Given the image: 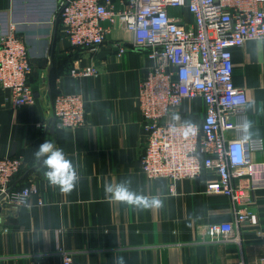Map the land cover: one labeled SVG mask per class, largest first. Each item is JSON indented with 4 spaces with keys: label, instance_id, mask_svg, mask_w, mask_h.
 Wrapping results in <instances>:
<instances>
[{
    "label": "crops",
    "instance_id": "obj_1",
    "mask_svg": "<svg viewBox=\"0 0 264 264\" xmlns=\"http://www.w3.org/2000/svg\"><path fill=\"white\" fill-rule=\"evenodd\" d=\"M61 2L0 0V36L17 24L33 66L35 91L34 103L14 107L9 91L0 89V158L25 159L11 188L31 183L38 188L27 204L0 210V264H62L65 252L80 264H114L117 256L126 264H264V188L256 190L251 207L257 224H240L227 239L211 238L210 224L233 221L235 213L228 196L207 192L210 171L179 180L172 194L168 179H149L141 170L147 135L137 94L139 81L154 63L148 49H132L133 34L119 25L95 51L71 45L62 35ZM119 43L129 47L122 55ZM233 62L234 83L248 97L241 121L252 122L251 137L264 138V38L234 48ZM91 65L98 67L97 74L71 73ZM61 92L84 97V126L58 127L53 103ZM184 108L179 121H202L206 107L201 98L185 102ZM227 136L242 138V133L232 129ZM46 140L62 148L78 168L81 179L69 193L50 186L46 169L38 166L34 154ZM251 158L264 163V149ZM125 178L136 192L160 194L163 207L138 209L107 200L105 182Z\"/></svg>",
    "mask_w": 264,
    "mask_h": 264
},
{
    "label": "built area",
    "instance_id": "obj_2",
    "mask_svg": "<svg viewBox=\"0 0 264 264\" xmlns=\"http://www.w3.org/2000/svg\"><path fill=\"white\" fill-rule=\"evenodd\" d=\"M59 17L62 35L73 46L95 51L119 25L133 34L132 49H148L154 63L139 81L137 94L147 135L142 172L149 179H168L175 194L179 180L210 171L207 192L228 196L235 213L233 221L210 224L213 239L229 238L240 224H257L251 207L256 190L264 188V163L254 162L251 154L264 149V138L241 144L242 138L231 139L227 132L240 130L248 102L245 88L234 83L233 49L264 38V0H62ZM127 50L119 43V55ZM98 72L95 65L71 71L80 77ZM32 73L26 42L13 22L0 36V89L9 91L12 106L34 103ZM195 98L204 101L205 115L200 123L191 122L195 134L185 135V122H174L171 116L184 112L185 102ZM53 109L59 128L76 129L87 122L79 93H59ZM237 144L242 147L239 157L233 152ZM25 164L22 155L0 158L2 209L27 204L38 193L35 183L10 187ZM62 264L80 263L65 252Z\"/></svg>",
    "mask_w": 264,
    "mask_h": 264
},
{
    "label": "clouds",
    "instance_id": "obj_3",
    "mask_svg": "<svg viewBox=\"0 0 264 264\" xmlns=\"http://www.w3.org/2000/svg\"><path fill=\"white\" fill-rule=\"evenodd\" d=\"M171 120L177 122L180 120V116L173 113ZM238 128L242 133V144L252 136V132L250 131L252 122L244 120L238 125ZM175 130V126H173V131ZM195 131L196 126L194 124L185 122V135H194ZM241 144L235 145L233 149L234 155L237 157L240 156L242 151ZM34 155L37 161L41 162L43 168L46 169L44 176L50 186L58 187L63 193H69L75 189L81 177L77 166L66 156L62 148L46 140L39 145ZM131 184L130 178L122 179L119 182L106 181L104 184L105 198L110 202H120L138 209H158L163 207L160 194L149 196L136 192L132 189ZM114 264H126V260L123 256H117L114 258Z\"/></svg>",
    "mask_w": 264,
    "mask_h": 264
},
{
    "label": "water",
    "instance_id": "obj_4",
    "mask_svg": "<svg viewBox=\"0 0 264 264\" xmlns=\"http://www.w3.org/2000/svg\"><path fill=\"white\" fill-rule=\"evenodd\" d=\"M54 127H55V124L52 123V124H51V130H53ZM38 166H42L41 162H38ZM1 209H2V207L0 206V210H1Z\"/></svg>",
    "mask_w": 264,
    "mask_h": 264
},
{
    "label": "trees",
    "instance_id": "obj_5",
    "mask_svg": "<svg viewBox=\"0 0 264 264\" xmlns=\"http://www.w3.org/2000/svg\"><path fill=\"white\" fill-rule=\"evenodd\" d=\"M18 176V175H17ZM16 177V176H15Z\"/></svg>",
    "mask_w": 264,
    "mask_h": 264
}]
</instances>
